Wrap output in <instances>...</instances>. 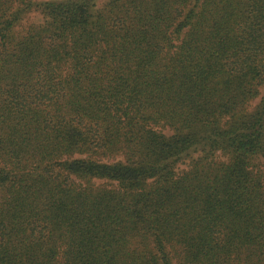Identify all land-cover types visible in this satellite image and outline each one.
<instances>
[{
  "label": "trees",
  "instance_id": "obj_1",
  "mask_svg": "<svg viewBox=\"0 0 264 264\" xmlns=\"http://www.w3.org/2000/svg\"><path fill=\"white\" fill-rule=\"evenodd\" d=\"M98 1L0 0V264H264V0Z\"/></svg>",
  "mask_w": 264,
  "mask_h": 264
},
{
  "label": "rangeland",
  "instance_id": "obj_2",
  "mask_svg": "<svg viewBox=\"0 0 264 264\" xmlns=\"http://www.w3.org/2000/svg\"><path fill=\"white\" fill-rule=\"evenodd\" d=\"M34 2H48V1H54V2H61V1H65V0H32ZM106 0H99L98 1V5H103L104 2ZM43 22V17L40 13L38 12H32L31 14L27 15L22 27L20 30H23L24 28L28 27L29 25H32V24H40ZM264 93V88L262 89V94ZM260 100V99H259ZM259 100H257L255 103H254V106L259 102ZM185 166H183L184 168Z\"/></svg>",
  "mask_w": 264,
  "mask_h": 264
}]
</instances>
